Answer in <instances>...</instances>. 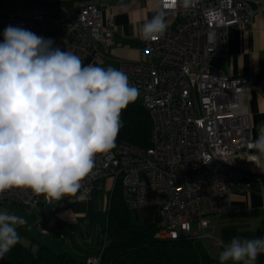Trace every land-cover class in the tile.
I'll return each instance as SVG.
<instances>
[{
	"label": "built area",
	"instance_id": "1",
	"mask_svg": "<svg viewBox=\"0 0 264 264\" xmlns=\"http://www.w3.org/2000/svg\"><path fill=\"white\" fill-rule=\"evenodd\" d=\"M36 1L31 8L0 4V42L11 25L52 38L54 47L74 52L82 62L110 57L116 34L115 15L109 12L113 0H75L73 8L59 7L55 15L48 3L57 0ZM262 7L264 0H191L187 7L183 0H160L165 17L177 18V24L154 40L141 39L147 60H120L118 67L139 89L135 102L152 119L151 145L123 141L97 155L80 195L92 198L103 181L113 178L131 211L150 205L159 209V238L197 236L193 222L203 228L210 216L233 209V191L251 188L261 160L254 152L246 97L250 78L233 76L223 66L230 55L231 27L250 30ZM73 200V195L49 200L25 188L0 193V204L24 207L56 202L62 210ZM37 229L44 231L40 225ZM98 261L99 254L87 258L88 264Z\"/></svg>",
	"mask_w": 264,
	"mask_h": 264
},
{
	"label": "clouds",
	"instance_id": "2",
	"mask_svg": "<svg viewBox=\"0 0 264 264\" xmlns=\"http://www.w3.org/2000/svg\"><path fill=\"white\" fill-rule=\"evenodd\" d=\"M190 3L183 0L185 7ZM154 12L139 27L142 40L165 34L164 12L159 6ZM138 96L124 71L85 66L74 52L54 47L52 38L7 26L0 42V193L25 188L57 201L76 194L97 155L115 148L121 113ZM254 147L264 156V121ZM25 224L0 212V259L19 242L17 227ZM218 244L220 264H256L264 254V237Z\"/></svg>",
	"mask_w": 264,
	"mask_h": 264
},
{
	"label": "crops",
	"instance_id": "3",
	"mask_svg": "<svg viewBox=\"0 0 264 264\" xmlns=\"http://www.w3.org/2000/svg\"><path fill=\"white\" fill-rule=\"evenodd\" d=\"M157 6L160 8V0H113V7L109 12L115 15L116 34L113 44L109 47L110 57L90 56L83 64L118 69L120 60H147L142 51L139 27L155 14ZM165 19L168 26H174L178 22L175 17ZM229 52V59L223 66L224 70L233 76L250 78L246 97L256 140L258 127L264 121V7L254 16L250 30L231 27ZM254 152L257 150L254 149ZM259 156L260 171L252 174L251 188L238 186L232 193L233 209L228 213L210 216L206 227L199 228L196 222L192 223V232L197 234L209 254L214 257H219L222 251V246L218 244L220 240L228 243L233 237L241 239L264 237V196L261 195L264 192V156L260 154ZM114 189L113 178L109 177L94 191L92 198L87 199L78 191L73 195L74 200L70 205L62 210L57 208L56 202H42L39 206L28 207L32 215H27L24 234L19 240L34 253L39 252L41 246L45 245L55 252H70L76 257L86 259L95 253L101 240L100 233L97 243L88 242L87 236L95 232L94 226L89 225V229L86 226L90 212L96 209L100 197L104 201L110 194L111 199ZM132 212L135 213L134 219L145 225L157 224L160 220L159 209L154 205ZM38 225L42 226L43 232L37 229ZM37 235L42 236V240L36 237ZM61 235H67L70 240L65 241ZM22 237L32 241L33 246L26 243ZM74 238L80 241L74 243ZM257 262L264 264V254L258 256Z\"/></svg>",
	"mask_w": 264,
	"mask_h": 264
},
{
	"label": "trees",
	"instance_id": "4",
	"mask_svg": "<svg viewBox=\"0 0 264 264\" xmlns=\"http://www.w3.org/2000/svg\"><path fill=\"white\" fill-rule=\"evenodd\" d=\"M63 1L66 8H73L76 3L75 0ZM8 2L13 6L31 8L37 1ZM5 3V0H0V4ZM120 119L122 127L115 142L116 146L123 141L141 147L151 145L153 122L140 103H131L121 113ZM158 230L157 224L145 225L134 219L117 183L107 208L106 226L102 232L104 235L94 253L99 254L98 264H220L219 257L210 255L199 237L186 235L178 239L159 238ZM87 258L81 259L70 252H55L45 245L35 254L19 240L0 259V264H88ZM226 264L233 262L228 261Z\"/></svg>",
	"mask_w": 264,
	"mask_h": 264
},
{
	"label": "rangeland",
	"instance_id": "5",
	"mask_svg": "<svg viewBox=\"0 0 264 264\" xmlns=\"http://www.w3.org/2000/svg\"><path fill=\"white\" fill-rule=\"evenodd\" d=\"M7 3L8 0H5ZM56 4V5H55ZM49 2V11L52 15H55L58 13L59 7L66 6L64 1L57 0L56 3ZM110 199V194L107 195L106 199L101 200V197L99 198L98 202L96 203V209L93 212H90V217H89V222H87L86 227L89 229V225L94 226V234H90L87 236L88 242L90 244H94L98 242V236L101 233V237L104 235L102 232L106 226V217H107V208H108V203ZM0 212H7L9 214H15L17 216L23 217L26 221L28 219L27 215H32L31 209L28 207L21 206L19 204H16L14 202L8 201L4 204L0 205ZM132 215H135L134 212H132ZM25 226V225H24ZM24 226L17 227V232L19 233V236H23V230ZM194 229V226H193ZM39 239L42 238V236H36ZM26 243L31 244L33 246V242L27 239L26 237H22ZM42 240V239H41ZM80 240L78 238H74L73 242H79ZM62 245H65L63 242H61ZM55 248V247H54ZM39 252H35V254H38Z\"/></svg>",
	"mask_w": 264,
	"mask_h": 264
}]
</instances>
